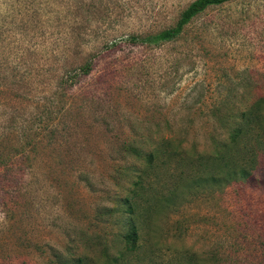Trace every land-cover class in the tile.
Wrapping results in <instances>:
<instances>
[{"label": "rangeland", "instance_id": "rangeland-1", "mask_svg": "<svg viewBox=\"0 0 264 264\" xmlns=\"http://www.w3.org/2000/svg\"><path fill=\"white\" fill-rule=\"evenodd\" d=\"M192 1L0 0V148L14 165L0 167V264H53L51 248L79 254L86 231L113 239L120 217L104 207L129 185L130 143L159 132L210 149L216 108L264 94V0L212 6L158 46L130 40ZM178 191L148 237L154 259L118 264H175L166 242L202 264H264V156L244 184Z\"/></svg>", "mask_w": 264, "mask_h": 264}, {"label": "trees", "instance_id": "trees-1", "mask_svg": "<svg viewBox=\"0 0 264 264\" xmlns=\"http://www.w3.org/2000/svg\"><path fill=\"white\" fill-rule=\"evenodd\" d=\"M230 1L233 0H193L174 26L156 33L134 34L130 40L133 44L153 46L176 40L196 16ZM93 68L94 62L89 59L74 69L69 78L89 74ZM214 116L220 130L216 128V133L210 135V149L199 150L195 144L188 145L184 136L159 132L140 136L130 143L126 156L132 161L121 166L129 185L123 188V195L116 197L114 206L104 207L108 212L103 216L108 219L118 213L121 228L113 239L108 238L106 231L82 232L77 247L74 246L79 249L82 245L79 254L63 253L56 246L51 248L53 264H118L125 256L147 251L154 259L155 244L148 237L156 233L157 216L178 207L180 183L193 192L213 193L233 183L249 181L264 156V94L254 96L246 104L240 102L238 107L219 106ZM3 153L0 148V167L10 170L13 162L4 159ZM162 244L180 256L175 264H202L190 248Z\"/></svg>", "mask_w": 264, "mask_h": 264}]
</instances>
